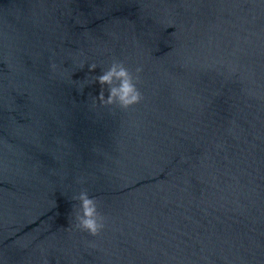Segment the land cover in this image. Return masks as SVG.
<instances>
[{"label":"water","instance_id":"obj_1","mask_svg":"<svg viewBox=\"0 0 264 264\" xmlns=\"http://www.w3.org/2000/svg\"><path fill=\"white\" fill-rule=\"evenodd\" d=\"M0 264H264V0H0Z\"/></svg>","mask_w":264,"mask_h":264},{"label":"clouds","instance_id":"obj_2","mask_svg":"<svg viewBox=\"0 0 264 264\" xmlns=\"http://www.w3.org/2000/svg\"><path fill=\"white\" fill-rule=\"evenodd\" d=\"M50 67L55 70L57 65L53 63ZM96 67L97 64L92 63L89 65V70L92 71ZM142 70V67H137L133 73L125 66L124 61L113 59L109 67L94 78V82L99 83L101 90L97 96L92 97L93 105L99 103L105 107L114 106V108L127 110L139 103L143 97L137 83ZM104 86H107V96H105ZM73 199L79 202L78 205H73L76 209L73 227L91 236L99 235L105 227V217L98 210V200L90 197L86 189L81 190Z\"/></svg>","mask_w":264,"mask_h":264}]
</instances>
